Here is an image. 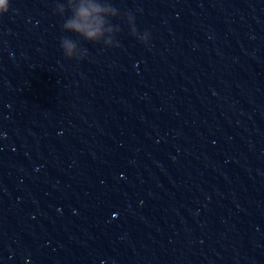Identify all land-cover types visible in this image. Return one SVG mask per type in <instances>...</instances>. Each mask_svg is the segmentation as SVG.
<instances>
[{"label":"clouds","instance_id":"9594fccd","mask_svg":"<svg viewBox=\"0 0 264 264\" xmlns=\"http://www.w3.org/2000/svg\"><path fill=\"white\" fill-rule=\"evenodd\" d=\"M9 2L10 0H0V15L8 12ZM66 11H70L71 16L65 20L63 29L70 30L88 42L100 43L102 41L107 45L112 37H106V33L114 29L119 31V28L113 27L108 19L116 17L118 11L108 3H101L99 0H67L66 5L56 4L55 12L64 16ZM129 16L134 20L133 16ZM60 46L64 56L68 59H82L87 51L79 48L78 44L69 37L62 38Z\"/></svg>","mask_w":264,"mask_h":264}]
</instances>
